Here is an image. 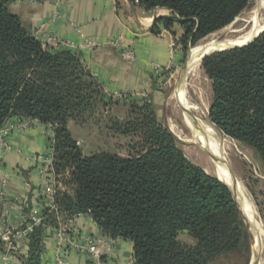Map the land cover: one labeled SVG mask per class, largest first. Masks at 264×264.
<instances>
[{
    "label": "trees",
    "instance_id": "16d2710c",
    "mask_svg": "<svg viewBox=\"0 0 264 264\" xmlns=\"http://www.w3.org/2000/svg\"><path fill=\"white\" fill-rule=\"evenodd\" d=\"M15 1L0 0V127L15 115L51 124L54 167L70 169L72 188L55 194V210L46 208L42 225L29 235L26 263L40 264L45 225L57 227L58 217L77 214H88L107 237L131 241L132 264H209L235 252L243 229L230 190L189 161L169 131L154 125L147 147L133 157L82 154L67 122L94 109L98 85L77 54L48 49L22 27L8 10ZM130 1L170 10L185 52L229 25L251 0ZM162 21L172 24L155 23ZM201 68L212 81L211 122L264 165V32L246 46L204 58ZM118 125L112 122L111 130L118 133ZM181 232L195 240L193 248L179 245Z\"/></svg>",
    "mask_w": 264,
    "mask_h": 264
},
{
    "label": "crops",
    "instance_id": "0c3cea01",
    "mask_svg": "<svg viewBox=\"0 0 264 264\" xmlns=\"http://www.w3.org/2000/svg\"><path fill=\"white\" fill-rule=\"evenodd\" d=\"M8 10L43 46L78 54L108 100H119L125 94L157 98L158 75L175 67L183 54L179 42L182 30L174 14L165 8L146 10L130 0H17ZM160 18L172 20V24L155 23ZM115 39L133 49L135 62L124 60L121 50L109 43ZM18 119L15 115L5 122L4 127L10 130L8 150L0 148V264H27L31 232L26 233V228L29 224L41 226L48 208L43 176L49 159L47 127L26 119L27 127L21 129ZM68 129L73 136L70 123ZM3 202L8 210L7 230L1 226ZM65 225L69 228L64 241L66 264H95L70 249L74 235L101 241L98 264L133 263L131 241L109 238L88 214H77L58 217L57 227L44 226L40 264L53 263L60 228ZM16 234L21 239L15 242ZM11 242L14 250L8 248Z\"/></svg>",
    "mask_w": 264,
    "mask_h": 264
},
{
    "label": "rangeland",
    "instance_id": "374dc122",
    "mask_svg": "<svg viewBox=\"0 0 264 264\" xmlns=\"http://www.w3.org/2000/svg\"><path fill=\"white\" fill-rule=\"evenodd\" d=\"M134 3L135 5H139L137 1ZM254 4L255 0H251L248 7L229 25L199 40L195 45L203 44V42L212 37V35H216L218 39H222L225 37L224 35H232H229L228 32L244 28L246 23L244 20H241V18L252 10ZM237 18H239V20ZM227 27H230V31L223 33L222 31ZM194 46L188 44L185 52L181 50L183 54L178 64L158 75V77L161 78L157 87L159 91L157 98L152 100L150 94L147 97L145 96V98L139 94H135L134 96L125 94L120 95L118 98L119 100H108V98L104 97L105 95L103 96L102 91H98L99 96L91 112L84 113V115H80V117L70 118L67 122V128L70 123L71 130L73 131V136H71L77 142L82 154L87 156L97 152H107L124 158L136 156L147 147L145 137L150 138L154 125L167 131H169L171 125H175L185 136H189V130L184 123L182 111L177 105L176 100L171 98V96L175 90L177 76L187 63L188 52L190 48ZM180 47L182 49L181 44ZM188 83L189 87L187 93L191 103L201 104L200 106L206 108L207 117L205 118L203 116L202 118L207 119L218 133L223 138L225 137L224 139L228 144L225 150L228 168L231 170V174L244 186L252 202H254L253 204L256 207L264 231V165L251 149L224 135L222 131L211 122L209 118V108L213 97L212 81L205 75L201 67L200 74L197 77H190ZM133 98L136 99L131 101ZM176 110H178V112ZM152 113L154 116H152ZM115 121L119 122L118 126H120V130L118 133L113 132L110 128L112 122ZM46 127L48 137H52L54 140L53 126L48 124ZM74 136L81 138V141L76 140ZM175 139L177 140L179 149L183 151L189 161L202 168L207 174L216 177L214 164L208 160L209 158L206 154L201 152L197 147L187 145L176 137ZM49 158L48 160L50 161L48 165H46L47 167L43 174L45 179V197L47 203L53 206V208H48L55 210L54 196L57 192H69V194H72V188L68 185V181L70 180V169L65 168L61 170L60 173H57L54 167L53 150L52 153L49 154ZM48 197H50V200ZM241 225L243 237L239 248L235 252L212 259L209 264H251L253 248L251 238L242 217ZM178 240L181 247L193 248L196 245L195 240L188 232L179 233Z\"/></svg>",
    "mask_w": 264,
    "mask_h": 264
},
{
    "label": "bare ground",
    "instance_id": "6f19581e",
    "mask_svg": "<svg viewBox=\"0 0 264 264\" xmlns=\"http://www.w3.org/2000/svg\"><path fill=\"white\" fill-rule=\"evenodd\" d=\"M237 19L239 20V18ZM241 20L245 21L247 24L246 27L232 32H228L230 31V27H227L222 31L223 33L227 31L229 35L235 34L241 36H232L229 38V36L224 35L225 37L218 39L216 35H212V37L205 40L203 44L195 45L190 48L187 63L177 76L175 90L171 96V98L176 100L177 105L182 111L184 123L189 130V136H185L175 125H171L169 131L185 144L197 147L201 152L206 154L209 158L208 160L214 164L216 176L231 187L236 198L240 201L245 213L244 215L247 217L251 229L254 232L252 239L253 251L251 262H254L253 264H264L263 226L259 219L256 207L253 204L254 202H252L244 186L229 171L230 169L228 168L225 153V150L227 149L226 145L228 144L224 139L225 137L223 138L207 119L202 118L203 116L205 118L207 117L206 108L200 106L201 104L191 103L187 93L189 87L188 81L190 77H197L200 74L201 59L204 56L215 51L247 43L264 28V0H255L252 10L245 14ZM176 111L178 112V110ZM218 161H222L224 166L221 167L218 164Z\"/></svg>",
    "mask_w": 264,
    "mask_h": 264
},
{
    "label": "built area",
    "instance_id": "2783aa9c",
    "mask_svg": "<svg viewBox=\"0 0 264 264\" xmlns=\"http://www.w3.org/2000/svg\"><path fill=\"white\" fill-rule=\"evenodd\" d=\"M111 45L119 48L121 50V56L124 60L128 61V62H135L136 61V54L133 51L132 48L130 47H124L121 42L120 39H115L111 42H109ZM155 70H158V67L155 66ZM142 96H145V94H142ZM18 120H19V127L21 129H24L27 127V122L26 119L23 118L22 116H18ZM9 128L7 127H0V148L4 151L8 150V135H9ZM48 143H49V154L52 153V145H53V139L52 137H48ZM50 159V158H49ZM50 160H46L45 161V168L47 167L46 165H48ZM2 161L0 160V169L2 167ZM45 168H43V172H45ZM25 186H29V184L25 183ZM50 200V197H48ZM48 207L53 208V206L50 204H48ZM8 214V210L7 207L5 205V203L3 202V206H2V215H3V219L1 221V226L3 228H5L6 230L8 229L6 226V216ZM40 221V220H39ZM33 224H29L26 228V233H30L33 231ZM69 237V228L68 225L63 226L62 228H60V233H59V239L57 242V249L55 251V256L53 259V263L52 264H66L65 262V253L67 250H65V246H64V241L66 240L65 238ZM8 239V237H6V240ZM21 239L20 234H16V236H14L13 241H18ZM101 241L100 240H94L93 238H89V237H83V236H79V235H74V237L71 240L70 245V249L76 253L79 254H83L85 256H87V258L91 259L94 261L95 264H98V259H99V246H100ZM8 248L10 249H15V246H13V242H11L8 246Z\"/></svg>",
    "mask_w": 264,
    "mask_h": 264
},
{
    "label": "water",
    "instance_id": "95a60500",
    "mask_svg": "<svg viewBox=\"0 0 264 264\" xmlns=\"http://www.w3.org/2000/svg\"><path fill=\"white\" fill-rule=\"evenodd\" d=\"M245 26H247V24L244 25V27H245ZM263 32H264V28H263V29H262L257 35H255V37H254L253 39H251V40H250L249 42H247V43H244V44H241V45L232 46V47H229V48H226V49L220 50V51L212 52V53H210V54L204 56V57L201 59V62H202V60H203L204 58H206V57H208V56H210V55H212V54H214V53H216V52H221V51H226V50H230V49L237 48V47H243V46H246V45H248V44L254 42V41L257 39V37H258L261 33H263ZM242 35H243V34H242ZM232 36L239 37V36H241V35H235V34H234V35H230L229 38H231ZM235 37H234V38H235ZM188 56H189V52H188ZM218 164H219L221 167L224 166V165H223L224 163H223L222 161H218ZM229 171H230V173H231V170H229ZM216 178H217L219 181H221L222 183H224V184L228 187V189L230 190V192H231V194H232V197H233V200L235 201V203H236V205H237V207H238V210H239V212H240V214H241L242 220H243L244 225H245V227H246V229H247V232H248V234H249V236H250V238H251V243H252V239H253L254 232H253V230L251 229V226H250V224H249V222H248L247 217L244 215L245 213H244V211H243V208H242V206H241L240 201L236 198V196H235L233 190L231 189V187H230L228 184H226L225 182H223L218 176H216ZM253 263H254V262H251V264H253Z\"/></svg>",
    "mask_w": 264,
    "mask_h": 264
}]
</instances>
